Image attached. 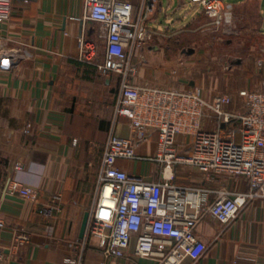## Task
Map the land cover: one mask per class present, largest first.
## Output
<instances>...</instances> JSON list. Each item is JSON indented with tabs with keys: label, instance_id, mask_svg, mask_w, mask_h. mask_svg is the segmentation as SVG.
Segmentation results:
<instances>
[{
	"label": "crops",
	"instance_id": "crops-1",
	"mask_svg": "<svg viewBox=\"0 0 264 264\" xmlns=\"http://www.w3.org/2000/svg\"><path fill=\"white\" fill-rule=\"evenodd\" d=\"M123 1L132 5L133 19L141 18L147 33L142 45L132 51L131 60L137 65L132 84L181 90L193 87L187 79L201 69V62L193 58L197 51L191 48V34L215 27L202 6L190 0ZM223 1L232 8L231 29L239 24L249 40L247 60L237 61L232 70L252 74L243 84L236 81L237 87L243 89L240 91L258 87L264 73V0ZM177 23L183 26L177 28ZM224 33L235 34L232 30ZM79 38L88 50L94 48L86 59H79ZM95 41L101 42L96 49ZM104 46V30L86 18L84 0H12L10 20L0 23L2 264H156L135 256L133 245L124 258L106 261L96 238L86 233L83 239L79 237L83 217L95 202L106 142L112 133L129 135L127 119L115 116L120 77L96 68ZM241 106L239 96L225 108L238 110ZM213 116L203 121L204 131L217 127ZM176 141L185 143L178 153L188 155L189 138L178 135ZM155 151V137L136 149L146 157ZM34 163L41 166L39 174L30 172ZM17 164L20 170L15 168ZM117 166L148 181L159 180L163 168L160 163L137 160H118ZM170 174L181 186L249 190L241 177H206L189 165L175 164ZM13 180L34 187L37 201L9 193ZM56 195L60 196L59 211L51 218L40 215L39 207ZM20 233L29 240L16 246ZM196 234L207 250L197 261L185 259L183 264H264V200L250 201L229 224L207 217Z\"/></svg>",
	"mask_w": 264,
	"mask_h": 264
},
{
	"label": "built area",
	"instance_id": "built-area-1",
	"mask_svg": "<svg viewBox=\"0 0 264 264\" xmlns=\"http://www.w3.org/2000/svg\"><path fill=\"white\" fill-rule=\"evenodd\" d=\"M146 1L151 4L154 0ZM190 1L201 5L216 27L231 18L232 8L223 0ZM84 5L86 18L99 23L105 33L104 54L97 71L119 75L115 116L126 118L129 125L128 136L112 133L106 142L85 233L97 239L106 261L124 258L132 245L135 256L156 264L197 261L207 250L196 234L205 218L229 224L250 201L264 200V83L258 90L240 91L242 106L238 110L225 108L233 103L226 94L209 102L192 89L133 85L137 65L131 60L132 51L147 37L141 18L133 19L132 5L123 0H84ZM11 10L12 0H0V23L10 20ZM78 47L79 59H86L94 50L86 48L83 38L78 39ZM212 115L217 127L204 131L203 121ZM178 135L189 138L188 155L178 153L179 146L185 145L177 143ZM152 137L156 138L155 154L138 155L137 147ZM118 160L160 163V179L148 181L129 174L117 166ZM175 164L195 167L206 177H241L249 190L177 185L169 175ZM15 168L20 170L21 165ZM8 192L32 202L38 199V191L19 180L9 183ZM59 202L60 196H54L39 207L38 213L53 217L59 211ZM3 226L0 219V228ZM28 240L20 233L16 246ZM3 260L0 251V264Z\"/></svg>",
	"mask_w": 264,
	"mask_h": 264
},
{
	"label": "rangeland",
	"instance_id": "rangeland-1",
	"mask_svg": "<svg viewBox=\"0 0 264 264\" xmlns=\"http://www.w3.org/2000/svg\"><path fill=\"white\" fill-rule=\"evenodd\" d=\"M243 23L244 20H242ZM177 24V28L183 26L182 23ZM218 27L221 30H217ZM218 27L215 26L204 33L198 31L191 34L190 42L194 43L191 48L197 51L193 58L195 61L201 62V69L190 73L187 80L192 81L193 87L187 89L198 91L205 100L211 99L216 94H226L239 100L240 90L243 89H239L236 83L243 84L244 78L250 77L252 73L249 70L235 72L236 68L232 70V67L237 61L242 63L245 59L247 60V43L249 40L246 39V34L241 31L239 24L236 25L235 30L234 28L231 29L228 22H223ZM228 30L234 31L235 34L226 35L224 31ZM194 40L196 41L193 42ZM94 45L96 49V46H101V42L95 41ZM98 56H95V61L101 60V54ZM261 75L263 78L260 87L258 86L259 88L244 90L254 91L260 89L264 83V73ZM226 177L229 176L226 175Z\"/></svg>",
	"mask_w": 264,
	"mask_h": 264
},
{
	"label": "water",
	"instance_id": "water-1",
	"mask_svg": "<svg viewBox=\"0 0 264 264\" xmlns=\"http://www.w3.org/2000/svg\"><path fill=\"white\" fill-rule=\"evenodd\" d=\"M88 218H89V213H86L83 217V221H82V225H81V229H80V234L79 237L80 238H84L85 236V232H86V228H87V222H88Z\"/></svg>",
	"mask_w": 264,
	"mask_h": 264
},
{
	"label": "clouds",
	"instance_id": "clouds-1",
	"mask_svg": "<svg viewBox=\"0 0 264 264\" xmlns=\"http://www.w3.org/2000/svg\"><path fill=\"white\" fill-rule=\"evenodd\" d=\"M42 171V169H41V166H39V165H37V164H33V166H32V168L30 169V172L32 173V174H39L40 172ZM35 186V185H34Z\"/></svg>",
	"mask_w": 264,
	"mask_h": 264
}]
</instances>
